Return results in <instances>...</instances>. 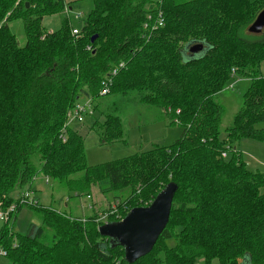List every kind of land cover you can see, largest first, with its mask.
<instances>
[{
    "label": "trees",
    "instance_id": "1",
    "mask_svg": "<svg viewBox=\"0 0 264 264\" xmlns=\"http://www.w3.org/2000/svg\"><path fill=\"white\" fill-rule=\"evenodd\" d=\"M88 1L90 12L72 36L68 17L54 32L41 25L65 9V0H0V202L40 214L24 234L4 223L0 249L9 264H127L122 246L99 234L104 223L97 215L18 205L22 192L14 194L33 195L38 174L69 199L90 198L91 184L112 194L116 205L106 211V223L150 205L174 183L165 229L132 264H264V170L249 169L233 145L264 141V128H256L264 123V28L257 39L244 38L264 0ZM159 14L163 24L153 28ZM14 20L23 22L22 46L8 27ZM195 44L204 47L198 56L188 50ZM231 71L249 85L221 138L222 108L214 97L230 83ZM107 78L109 92L101 96ZM129 92L170 115L182 128L179 139L86 166L82 137L66 129L61 139L67 112L82 99ZM93 112L101 142L121 141L116 110L93 106Z\"/></svg>",
    "mask_w": 264,
    "mask_h": 264
},
{
    "label": "rangeland",
    "instance_id": "2",
    "mask_svg": "<svg viewBox=\"0 0 264 264\" xmlns=\"http://www.w3.org/2000/svg\"><path fill=\"white\" fill-rule=\"evenodd\" d=\"M67 1H65V9L61 13L46 16L42 19L41 25L44 31H56L59 29L63 18L66 17L69 18L71 30L73 28L79 30L80 24L90 12L91 2L79 0L71 5L69 2L71 3L73 0ZM70 5L71 11L69 12L70 15H68L67 6ZM77 14L81 15V21L74 18V15ZM8 27L10 32L16 37L19 45L22 46L25 43L23 22L21 20H14L9 22ZM248 28L244 34V38L251 40L256 37L253 35L257 34L249 33ZM248 34H251V36ZM263 66L264 64L262 65V69L264 68ZM238 79L239 77L235 75V71H231L230 83L214 97L215 102L222 108L221 138H224V129L231 125L233 117L241 108L243 94L249 85V82L244 81L243 78H241L242 81L235 82ZM93 106H97L98 112L109 111L112 115H115L112 111L116 110V115L122 122L123 138L118 142H101L99 133L92 130V117L84 118L82 123H78L70 121L66 115L64 123L66 124V129L77 131L83 139L84 162L88 167L98 166L116 159L143 153L152 149L155 145L171 146L181 135L182 128L175 124L174 121L172 123L170 115H164V112L156 106L143 104L137 98L135 92H129L126 95L113 94L101 97L93 102ZM103 120L104 117L99 114L96 122L101 123ZM256 128H264V123L257 125ZM233 145L240 151L241 158L249 169L259 172L264 170V141L258 142L250 139H241ZM59 187L60 185L53 181H49L45 185L43 176L38 174L32 187L35 194L34 199L42 206H48L66 215L70 213L72 217L89 218L90 216L97 215L99 217L98 222L104 224L110 215V212L106 211L109 208H114L116 205L112 199L113 195L108 194L104 196L95 184L89 185L88 192L90 193V198L75 197L69 199L67 191ZM39 215L27 207H21L10 217L8 227L17 234H24L30 224L38 222L37 217ZM114 218L117 221L119 217L114 216ZM3 226L4 223L0 222V230ZM0 264H9L5 256H0ZM195 264H201V262H196ZM213 264H217V262L215 261ZM240 264H244L243 261Z\"/></svg>",
    "mask_w": 264,
    "mask_h": 264
},
{
    "label": "water",
    "instance_id": "3",
    "mask_svg": "<svg viewBox=\"0 0 264 264\" xmlns=\"http://www.w3.org/2000/svg\"><path fill=\"white\" fill-rule=\"evenodd\" d=\"M264 28V8L258 13L248 32L260 34ZM95 36L91 38V42ZM202 44L190 48L192 54L203 51ZM177 190L168 183L146 207L131 209L120 221L105 223L98 228L101 236L109 238L111 246L119 245L124 250V260L132 264L151 252L158 237L169 220L173 196Z\"/></svg>",
    "mask_w": 264,
    "mask_h": 264
},
{
    "label": "built area",
    "instance_id": "4",
    "mask_svg": "<svg viewBox=\"0 0 264 264\" xmlns=\"http://www.w3.org/2000/svg\"><path fill=\"white\" fill-rule=\"evenodd\" d=\"M158 19L156 20L157 25L154 24L153 28H158L163 24V20L161 18V15H158ZM75 19L80 20L81 15L77 14L74 16ZM79 30L78 29H72L71 35L72 36H78ZM123 67V64H119L116 68H113L110 72V76H115L119 69ZM264 70V68H263ZM111 84L110 78H107L106 81L103 82V87L100 91V95H106L109 92V86ZM93 102L90 99H85L82 102H77L73 108L69 111L67 114V118L70 119V121H76L78 123H82L84 118H89L93 116ZM65 132H66V124L61 129V139L62 141H65ZM224 156V154H223ZM89 198V197H88ZM38 202L34 199V196L32 195V192L29 190H25L20 194V197L18 198V205L21 206H37ZM16 205L12 204L8 206L7 208H4L3 203L0 202V222L8 223L10 217L13 213L16 212ZM119 217L118 215L116 216ZM121 220V219H120ZM0 256H5V252L0 249Z\"/></svg>",
    "mask_w": 264,
    "mask_h": 264
},
{
    "label": "crops",
    "instance_id": "5",
    "mask_svg": "<svg viewBox=\"0 0 264 264\" xmlns=\"http://www.w3.org/2000/svg\"><path fill=\"white\" fill-rule=\"evenodd\" d=\"M65 1H67V0H65ZM69 1V0H68ZM67 1V2H68ZM78 0H73L71 3L69 2V4H73L74 2H77ZM71 5H70V7H69V9H68V15H70L69 14V12L71 11ZM75 16V15H74ZM81 20V19H80ZM80 20H78V21H80ZM262 72H263V74H264V71L262 70ZM237 81H239V80H237ZM237 81H235V82H237ZM242 81V80H241ZM244 81H247V80H244ZM85 100V99H84ZM81 102H82V100H81ZM75 132H77V131H75ZM78 133V132H77ZM79 134V133H78ZM24 190H21L20 192H18V193H16V194H14V197L15 198H18V196H19V194L21 193V192H23ZM33 191V190H32ZM33 196L35 197V194H34V191H33ZM36 225H38V222H36Z\"/></svg>",
    "mask_w": 264,
    "mask_h": 264
},
{
    "label": "flooded vegetation",
    "instance_id": "6",
    "mask_svg": "<svg viewBox=\"0 0 264 264\" xmlns=\"http://www.w3.org/2000/svg\"><path fill=\"white\" fill-rule=\"evenodd\" d=\"M191 47H193V45H191ZM191 47H190V48H191ZM190 48L188 49V50H189V52H190ZM190 53H191V52H190ZM191 54H192V53H191ZM192 55H193V54H192ZM194 55H196V54H194Z\"/></svg>",
    "mask_w": 264,
    "mask_h": 264
}]
</instances>
